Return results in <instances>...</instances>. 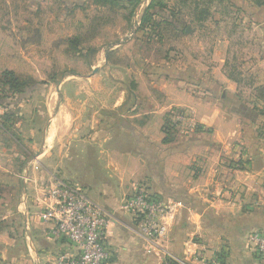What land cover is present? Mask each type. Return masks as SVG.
Wrapping results in <instances>:
<instances>
[{
	"label": "crops",
	"instance_id": "0c3cea01",
	"mask_svg": "<svg viewBox=\"0 0 264 264\" xmlns=\"http://www.w3.org/2000/svg\"><path fill=\"white\" fill-rule=\"evenodd\" d=\"M225 1L249 43L234 46L244 32H230L221 47H202L190 70L140 62L146 75L158 73L144 86L118 76L126 68L110 60L113 48L95 49L87 74H69L55 93L15 97L12 121L3 127L0 117V264H49L74 252L51 239L50 224L37 216L56 181L76 185L112 217L104 239L109 264H162L166 255L180 264H259L246 236L264 233V6ZM3 41L11 47L1 71H14L23 47L0 31ZM234 54L243 58L231 63ZM175 111L196 128L178 126L167 137ZM138 186L169 209L155 245L121 209Z\"/></svg>",
	"mask_w": 264,
	"mask_h": 264
},
{
	"label": "rangeland",
	"instance_id": "374dc122",
	"mask_svg": "<svg viewBox=\"0 0 264 264\" xmlns=\"http://www.w3.org/2000/svg\"><path fill=\"white\" fill-rule=\"evenodd\" d=\"M233 11L225 0H0V31L11 33L23 47V62L12 72L23 82L35 83V91L55 93L69 74L89 72L86 65L95 58V49L110 48L115 51L110 60L126 68L118 76L144 86L158 73L146 75L148 69L140 62L159 65L167 61L190 70V59H203L206 49L202 47H221L230 32H244L237 30ZM249 37L245 32L237 34L232 42L234 46L249 43ZM10 47L6 41L0 44V75L8 68L9 58L4 54ZM102 58L103 54L99 63ZM242 58L234 54L230 60ZM124 86L128 89V83ZM171 126L175 132L178 126L172 122Z\"/></svg>",
	"mask_w": 264,
	"mask_h": 264
},
{
	"label": "built area",
	"instance_id": "2783aa9c",
	"mask_svg": "<svg viewBox=\"0 0 264 264\" xmlns=\"http://www.w3.org/2000/svg\"><path fill=\"white\" fill-rule=\"evenodd\" d=\"M171 122L185 129L194 128L189 115L173 112ZM121 209L133 216L136 231L148 244L155 245L164 238V217L169 212L165 203L151 195L143 186L121 201ZM39 220L50 224L48 235L53 240L65 241L74 252L57 253L49 264H109L110 254L105 246V232L112 217L94 204L77 186L63 181L51 184L43 193ZM247 248L264 264V233L252 231L246 236ZM162 264H180L166 255ZM208 264V263H207ZM209 264H224L214 259Z\"/></svg>",
	"mask_w": 264,
	"mask_h": 264
},
{
	"label": "trees",
	"instance_id": "16d2710c",
	"mask_svg": "<svg viewBox=\"0 0 264 264\" xmlns=\"http://www.w3.org/2000/svg\"><path fill=\"white\" fill-rule=\"evenodd\" d=\"M114 3L112 0H102ZM255 5L260 7L264 6V0H255ZM208 12V11H207ZM206 13V11L204 12ZM208 14V13H207ZM201 18L200 20H204ZM36 90L35 83L23 82L20 80L12 71H3L0 75V109H4L3 114L0 116L3 127L12 121L13 113L9 110V107L12 106L13 100L16 96L22 97L26 94H29ZM171 121L170 118H167V121L164 125V133L166 136L171 135ZM168 139V138H166ZM165 139V140H166Z\"/></svg>",
	"mask_w": 264,
	"mask_h": 264
},
{
	"label": "water",
	"instance_id": "95a60500",
	"mask_svg": "<svg viewBox=\"0 0 264 264\" xmlns=\"http://www.w3.org/2000/svg\"><path fill=\"white\" fill-rule=\"evenodd\" d=\"M113 1H122V2H126V1H138L139 3H143L144 0H113ZM189 29H186L185 33H188Z\"/></svg>",
	"mask_w": 264,
	"mask_h": 264
}]
</instances>
